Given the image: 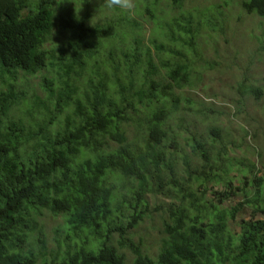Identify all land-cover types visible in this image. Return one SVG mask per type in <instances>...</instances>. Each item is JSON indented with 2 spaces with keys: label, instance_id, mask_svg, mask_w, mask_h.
I'll use <instances>...</instances> for the list:
<instances>
[{
  "label": "trees",
  "instance_id": "obj_1",
  "mask_svg": "<svg viewBox=\"0 0 264 264\" xmlns=\"http://www.w3.org/2000/svg\"><path fill=\"white\" fill-rule=\"evenodd\" d=\"M55 2L0 0V264H127L125 249L133 264H264V166L231 158L215 125L188 130L197 103L183 94L186 56L198 55L202 23L191 13L159 19L160 0H144L137 19L93 25L87 11L57 16ZM242 7L264 19V0ZM142 19L157 24L149 44ZM57 26L63 40L48 48ZM43 72L45 98L29 95L27 77ZM239 193L244 202L226 207ZM149 194L175 200L155 257L131 237ZM246 206L253 216L234 231ZM46 215L71 238L51 259Z\"/></svg>",
  "mask_w": 264,
  "mask_h": 264
},
{
  "label": "rangeland",
  "instance_id": "obj_2",
  "mask_svg": "<svg viewBox=\"0 0 264 264\" xmlns=\"http://www.w3.org/2000/svg\"><path fill=\"white\" fill-rule=\"evenodd\" d=\"M143 1L137 0L136 9ZM243 1L245 0H186L180 11L169 8L168 0H160L156 8L164 11L163 14L159 13V19L180 17L181 13L188 17L191 13L202 23L203 28L197 44L198 55L186 56L192 63V75L191 82L184 88L183 94L197 103L193 107L194 110L196 109L195 125H188V130L204 132L209 126L215 125L225 133V143L231 158L249 159L262 167L264 166V19L248 14L242 7ZM55 3L57 16L61 17L69 9L79 14L87 11L91 14L93 25L104 21L111 24L128 16L133 17V20L136 18L134 12L126 13L119 9L108 10L101 7L103 0H56ZM207 20L212 22L215 20V23H219V28L213 30L211 26H206ZM142 24L145 43L149 44L147 40L156 37L154 31L157 24L144 19ZM62 40V33L57 26L47 47H54ZM123 42L124 40L121 42L118 40V43ZM119 48L114 50L122 58L121 51L126 49V45L120 44ZM110 50L112 48L106 50L105 57L101 54L98 60L105 61ZM159 68L163 70L160 65ZM43 75L44 72L27 77L28 83L24 87L29 95L36 91L41 98H45L40 88ZM242 84L247 87H258L261 93L246 94L239 88ZM181 107L185 109L184 107L188 105L182 102ZM133 136L132 130L130 137ZM242 186L243 184H239L238 181L234 183V187ZM214 187L219 191L224 190L223 185ZM211 191L208 194L209 198L214 197L210 194ZM127 200L134 204L133 199ZM148 200L150 204L148 213L131 231V237L135 243H140L144 254L155 257L166 239L164 225L170 220V207L175 200L161 194H149ZM244 200L243 194L239 193L227 201L225 206H237ZM252 216V209L246 206L237 221L231 222L233 230L239 231L238 223L242 219L249 220ZM260 218L262 217L258 219ZM44 220L47 254L51 259L57 253L66 250V243L70 244L71 238L61 218L56 219L46 215ZM117 239L116 235L115 242ZM122 252L127 258V264H133L134 255L126 249Z\"/></svg>",
  "mask_w": 264,
  "mask_h": 264
},
{
  "label": "clouds",
  "instance_id": "obj_3",
  "mask_svg": "<svg viewBox=\"0 0 264 264\" xmlns=\"http://www.w3.org/2000/svg\"><path fill=\"white\" fill-rule=\"evenodd\" d=\"M101 7L108 10L119 9L122 12L133 13L137 8V0H103Z\"/></svg>",
  "mask_w": 264,
  "mask_h": 264
}]
</instances>
